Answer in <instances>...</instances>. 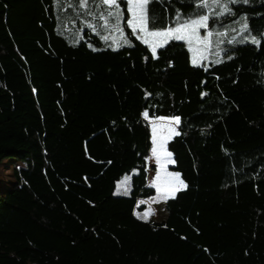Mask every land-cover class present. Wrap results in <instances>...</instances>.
<instances>
[{"label": "trees", "instance_id": "trees-1", "mask_svg": "<svg viewBox=\"0 0 264 264\" xmlns=\"http://www.w3.org/2000/svg\"><path fill=\"white\" fill-rule=\"evenodd\" d=\"M199 3L149 5L155 29L212 12L208 58L194 67L183 41L152 58L126 0L131 46L115 51L68 0H0V162L19 164L0 192V264H264V0L221 16ZM145 111L180 117L167 146L187 188L167 200L165 225L135 215L156 193ZM134 171L130 194H115Z\"/></svg>", "mask_w": 264, "mask_h": 264}, {"label": "snow or ice", "instance_id": "snow-or-ice-1", "mask_svg": "<svg viewBox=\"0 0 264 264\" xmlns=\"http://www.w3.org/2000/svg\"><path fill=\"white\" fill-rule=\"evenodd\" d=\"M59 3V0H57ZM240 2V0H200L198 7L205 9L218 8L219 12L217 16L224 15L225 13L231 14V8L229 4ZM243 3H247L248 0H242ZM154 3V0H126L127 11L129 17L126 21L127 26L132 29V34L140 39L142 43L148 46L151 51L152 58H158L157 50L164 48L171 41H183L188 47L189 51L193 53L192 64L194 67L200 66L203 60L208 58L207 53L212 44L211 37L212 31H207L208 21L212 12H206V14L199 15L196 18H188L181 20L179 14L177 15L174 25H168L161 29L149 28V5ZM67 7L83 10V14L91 19H85L83 21L84 26L92 29L93 32H97V25L95 21L100 22V27L107 31V35H102L101 39L105 42L111 40L109 47L114 51L125 45L131 46L128 38L124 34V29L121 27V22L124 19L123 11L120 7V0H77L75 4L68 0ZM81 13L78 11L77 15ZM244 23L240 27L241 33L248 31V23L246 18ZM200 29L206 30L205 36H200ZM97 34H99L97 32ZM118 34V35H116ZM227 33L219 32L216 35L223 37ZM249 37H244L238 41L243 43L248 41ZM79 43V39L75 41ZM236 37H232L228 43H234ZM250 42L253 44H260V40L252 36ZM223 43L222 40L216 42L217 48L219 44ZM196 44L198 47H194ZM91 47V45H89ZM95 50V49H93ZM197 53H200L199 57ZM219 57L220 52L215 53ZM231 59V57H229ZM221 60L217 58L215 63H220ZM145 119H148V112L143 113ZM157 120L165 122L159 125L161 128H167V135L157 134L158 125L153 123L152 128V156L155 158L156 163L159 165L161 171L166 167L167 163H175L171 159L172 153L167 150V140L171 139L173 135H179L180 133L176 128L180 124V117H158ZM128 178H126L127 181ZM125 181V182H126ZM161 181L160 173L157 174L156 181L153 182L154 187L157 188V192L160 193V198L163 200L174 199L176 192L186 189L187 184L181 179L179 173H165L163 178V186L159 183ZM126 194V193H125ZM144 203V201H141ZM149 213H144L142 218L147 220Z\"/></svg>", "mask_w": 264, "mask_h": 264}, {"label": "rangeland", "instance_id": "rangeland-1", "mask_svg": "<svg viewBox=\"0 0 264 264\" xmlns=\"http://www.w3.org/2000/svg\"><path fill=\"white\" fill-rule=\"evenodd\" d=\"M234 4L235 3L229 4V7L231 8V10H233V5ZM207 31H209V30L207 29ZM240 32H241L240 30L237 31L238 34ZM199 34L202 37L205 36L206 35V30L203 31L202 29H200ZM193 46L194 47H198V45H196V44H194ZM209 50H210V48H209ZM199 55H200V53H197L198 57H199ZM158 117H166V116L151 117L148 114V119H146L147 122L150 124L151 135H152V131H153L152 130L153 129L152 128L153 123L158 125L157 130L158 129L159 130L164 129V128L159 127V125L162 124V123H165V122H161V121L157 120ZM173 117H175V116H173ZM178 127L176 128L177 131H178ZM158 136H159V134H158ZM174 136L175 135H173L172 138ZM151 139H152V137H151ZM171 139L167 140V143H166L167 150H168V146H167L168 142ZM171 159L174 160L173 154H172ZM18 165L19 164L15 160V158H6L2 162H0V192L3 191L6 188H9V187L13 186V184L15 182V178L13 176V169L18 167ZM172 165H174V163H167L165 169L163 171H161L159 165L155 161V158L152 156V152L150 153V156L148 157V185L153 187L155 189L156 193H155V195H153L151 197L139 198L138 199L137 206L138 207L141 206V205L145 206V208L143 210H139V209L135 210V215L139 219L151 222V223H153L155 225H165L166 224V219H167V216H168V212H167V209H166V203H167L168 199L167 200L161 199L160 198V193L157 192V188L152 186V185H153V182L156 181V177H157L158 173H160V175H161V181H159V183L162 186H163V184H162V176L165 175V173H179V172L173 171L171 169ZM135 173H137V171H134L131 174H126L118 181L117 187H116V190H115V194H118V195H125V193H126V195L130 194L131 189H132L131 179H132V176ZM179 175H180V173H179ZM180 177H181V175H180ZM126 178H128L127 181H126ZM181 179H182V177H181ZM141 201H144V203H141ZM146 212L149 213L147 220L142 218L143 214L146 213Z\"/></svg>", "mask_w": 264, "mask_h": 264}, {"label": "crops", "instance_id": "crops-1", "mask_svg": "<svg viewBox=\"0 0 264 264\" xmlns=\"http://www.w3.org/2000/svg\"><path fill=\"white\" fill-rule=\"evenodd\" d=\"M121 192V191H120ZM126 195V194H125Z\"/></svg>", "mask_w": 264, "mask_h": 264}]
</instances>
